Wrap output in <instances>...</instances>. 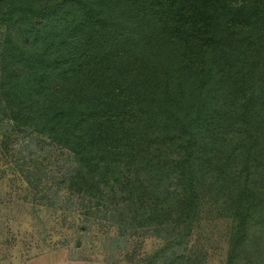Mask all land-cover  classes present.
Listing matches in <instances>:
<instances>
[{
    "label": "trees",
    "instance_id": "trees-1",
    "mask_svg": "<svg viewBox=\"0 0 264 264\" xmlns=\"http://www.w3.org/2000/svg\"><path fill=\"white\" fill-rule=\"evenodd\" d=\"M0 23V99L77 192L175 244L211 210L226 264H264V0H0Z\"/></svg>",
    "mask_w": 264,
    "mask_h": 264
},
{
    "label": "rangeland",
    "instance_id": "rangeland-1",
    "mask_svg": "<svg viewBox=\"0 0 264 264\" xmlns=\"http://www.w3.org/2000/svg\"><path fill=\"white\" fill-rule=\"evenodd\" d=\"M5 33L0 23V51ZM11 113L0 99V264L49 254L58 264L227 263V220L206 211L176 239L181 244L163 231L125 225L116 220L118 211L106 214L104 204L74 189L77 162L70 151L17 126Z\"/></svg>",
    "mask_w": 264,
    "mask_h": 264
},
{
    "label": "crops",
    "instance_id": "crops-1",
    "mask_svg": "<svg viewBox=\"0 0 264 264\" xmlns=\"http://www.w3.org/2000/svg\"><path fill=\"white\" fill-rule=\"evenodd\" d=\"M48 258L49 259H43V260L37 259V260H34V261L30 262L29 264H58L57 261L53 260V257H52L51 254H49ZM52 261H53V263H52ZM59 264H64V263L62 262V263H59ZM78 264H89V263L83 262V263H78Z\"/></svg>",
    "mask_w": 264,
    "mask_h": 264
}]
</instances>
